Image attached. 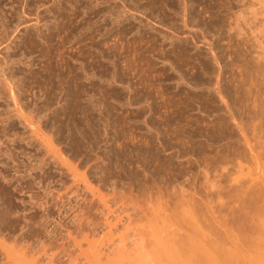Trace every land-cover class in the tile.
<instances>
[{
  "label": "rangeland",
  "instance_id": "1",
  "mask_svg": "<svg viewBox=\"0 0 264 264\" xmlns=\"http://www.w3.org/2000/svg\"><path fill=\"white\" fill-rule=\"evenodd\" d=\"M40 1L42 3H44V2L45 3L41 4ZM52 1L53 0H43V1L42 0H0V39L2 38L1 40H3V38L8 37L7 38L8 40H6L7 42L4 41V42H2V44H0V63L3 65L4 64L3 61L5 62V60H7L8 57L10 56L9 60H7L8 61L7 65L11 67L13 72H15V76L18 74L17 75L18 77L16 76L17 78H15V80H14L16 82V84L14 83V84L9 85V84H6L5 82H4V85L0 84V92H1V94H0V115L6 116V117L7 116L11 117L10 122L8 121L4 125V131L9 132V134H10V133L14 132V129H15V132H17V131H18V133L25 132L26 134H28V133H30V130L26 125L29 124L30 121L27 120L23 124H22V120L19 119V121H17L18 118L16 117V114H18V113H16V112H18V111L25 112L24 110H26L27 113L26 112L25 113L29 114L28 118H29V120L32 119L31 121H34L33 117H36L39 115V117L42 118L40 123L37 124L35 122L36 125L34 123L35 126H38V130H37V133L39 134L38 137H41L42 140L46 141L47 145L45 143L44 144L46 146L50 147L49 148V151L51 150L49 152V153H51L50 155H52V154H53V156L55 155L56 157L55 156L54 157L58 158V160L60 161V162L58 161L59 164H55V163H57V161L55 163L54 162L51 163V161H50L49 164L45 165L44 170L47 173H44L42 177H41L42 172L40 171V172H36L35 175H34V173H32L33 177L31 176L30 178L26 177L24 179H20L21 185L23 187H25L27 184L29 185V183H30V185H31L30 189H32L31 191L39 199L42 198V201L44 199H46L43 201V202L47 203L45 206H43V209L47 206L46 209H48V210L44 211L46 213V215H44L45 213L43 212V209L41 207H40L41 208L40 209L37 206H33L32 201H29L26 195H21L18 191H17L18 194L16 193V189L14 188V186H16L17 184H20V181H18V178L16 180L17 176H14L15 179H13L14 181H12L11 182L12 184H10V185L9 184L7 185L6 182L4 180H1V178H0V183L2 184V186L3 185H5L6 187L10 186L9 189L13 193L12 201L14 203L13 202L12 203L14 205V209H12V211H10L11 213H9V211H8V216H6V218H9L10 220H15V221H11V222H13V223L16 222L15 225L17 224L16 226L18 228V230H16V228H13V227L11 229V227L9 225H12V223L8 224L9 222H5V224L7 223L5 225V227L3 225V227L5 229L3 227H1V229H0L2 231V232L0 231V239H1L0 240V247L2 246V244H3V246H5L7 244L6 246H8V248L12 249V246H14V247L16 246V248L18 249L21 247V245H23V243L16 244L15 239L14 240H12V239L14 236H16V232H18V234H19L21 231L22 232L24 231L26 236H27V234H29V232L26 233L28 226H25L24 229H22L21 231L19 230V228L24 226V223L26 222L21 217L23 215L28 216L34 212L35 217H34V220L31 221L32 224L30 225L31 226L30 231L34 230L33 233L36 234V235H34L35 240H37L36 242L43 240V243L45 244L46 249L47 250L51 249L50 251L46 250L48 253L46 252L45 254L42 253L43 251H40L38 253V255L36 254L37 256H39V258L36 255H33L34 253L32 252L33 254L29 255L28 257L30 258V256H33V260H35V261H37L36 259L38 258V263L34 262V264L35 263L36 264H40V263L41 264H47V263H49L50 259L53 260L56 264H85V261H82V260L84 259L83 256H85L84 252L89 247V242H95L96 243V246H98V248H99L101 262H107L108 261L107 259H109L113 255L110 250H112L113 247L115 248V246H117V245H119L120 249L122 247V249H124L126 251H131L132 249H135L134 247H132L133 246L132 241L135 239V237L132 234L136 230V228H135L136 226H137V228L144 227V229H145L146 226H144V224H147V227H148V226H150L148 224H150L152 222L151 224H153V225L155 224V225L154 226L151 225L150 227H148V229L150 230L151 227H152V229H157V230H150V231H156L157 232L156 234L158 235L160 233L159 230L163 228L164 230L163 229L161 230V232H162L161 235H163V236L165 235L164 234L165 232L163 233V231H165V228H166L165 225L167 226V229H170V230L173 228L174 229L176 228V223H175L176 220H173L174 219V216H173V212H174L173 209L174 208L171 209L172 207H171L170 203L172 204V202L168 203V201L173 200V196H175V195H173L172 198H169V197H167L166 193H175L176 194L179 191V189L183 188V186L184 187L186 186V189H189L187 186V182L190 179H189L188 174L187 175H184V174L189 173L187 171V169L189 167H191V165L193 167H191L189 169H191L192 172L197 171L196 166L199 163L197 160H201V162L204 163V158L206 157V159H205V163H206L207 159L210 158V156H212L211 159L214 158V159H212L214 161V163L217 160L218 165H215L216 167L218 166L217 170H220L219 166L223 165V161H224L223 158L228 153V146L230 144L228 142L229 140H230V142L232 141L231 144H233V143L235 144L237 141L238 143H236L235 146L237 147V149H239L241 147L238 151L239 152H241L242 150L244 151L243 146L240 142V137H239L240 135H238L239 132L237 130L238 129L237 127H239V126L238 125L235 126V124L240 123V125L243 126L245 123V125H246L248 123L247 117L249 116L248 115L249 113L247 112V108L243 102V98L241 96V93L239 92L240 86L238 84H235L236 83L235 81H238L237 79H240L237 83L240 82L241 85H246L248 83V81L252 78L251 77L252 72L256 73L255 70H257V67H255L253 65L252 66L251 65L250 66L245 65V61L249 60V61L253 62L251 60V54H252L251 52H252L253 46L256 48L257 42H256L254 37H250V39H249V36H251L252 34H250L247 31L238 32L237 35H239V33H240L241 37H238L236 39L237 36H235V34H236L235 31L234 32L231 31L232 34L234 33L233 35L231 34V32H228V31H227V33H229V35L228 34L225 35L226 34L225 27L226 26H224V28L221 27L222 25H221V23H219V21H216V23H212V22L210 23L209 22V20L214 22L216 19H219L220 15H222L223 11H225L228 7L232 8L229 11H232L233 8L235 10L237 8V4H236V1H234V0H232V1L231 0H212V1L211 0H204V1L203 0L202 1L201 0H195L194 2H197L196 4L193 2V0H192V3H191V1L186 0L187 2L189 1L188 4L190 3V5H188V6H191V12H192L191 15L193 16L192 18L194 19V22H192L193 27L192 26L187 27L190 29L189 30L190 38L187 35L188 30H186L184 34H179V35H181V38L182 37L185 38V40H186L185 45H184V43L183 44L181 43L182 45L178 44L177 42L172 43L170 41V39H168V37H166L168 34L169 35L171 34L170 31L173 30V28H175V26H177L178 24H179L178 26L181 25L179 20L176 18V17H178L176 14V12H178V11L176 9H173V8H178L177 6L175 7V4H178V3L180 4L182 0H174V1L169 0V2H168V0H165L164 2H162L163 0L162 1L161 0H133V1L132 0H127V1L126 0H116V1L115 0H113V1L112 0H57V1L54 0L53 2ZM131 1L133 2V4ZM170 1H171V3H170ZM172 1H173V3H172ZM213 1H215L216 3ZM227 1H229V3H226ZM245 1H247V0H245ZM21 2L22 3L24 2V3L22 4ZM26 2H28L30 4V6H28L29 4ZM119 2H122V3H119ZM207 2H210L211 5ZM221 3H223L227 7H224V9H222L223 5H221ZM231 3H234L236 5L231 4ZM39 4H41L42 6H40ZM46 4H47V6H46ZM89 4H91V5H89ZM198 4H199V6H197ZM49 5H51V6H49ZM135 5H136V7L133 8V6H135ZM201 5L203 6V8L201 7ZM213 5H214V7L211 8V6H213ZM20 6H22V7H20ZM23 6H25V7L27 6L26 9H24L25 7H23ZM207 6H209V7L207 8ZM47 7H48V9H47ZM126 7H128V9L129 8L130 9L128 10ZM220 7H222V8H220ZM83 8H85L86 10L85 9L83 10ZM169 8H171V9H169ZM192 8L195 10V12ZM209 8L213 9V10H211V12H210ZM199 9L200 10L204 9V10L202 12V10L200 11ZM118 10L120 12H118ZM38 11H39V13H36ZM207 11H209L211 14ZM219 11H220V13L221 12L222 13L221 14L217 13ZM20 12H21V14H20ZM23 12H25V13H23ZM116 12H118V13H116ZM135 12H137V13H135ZM215 12L217 14H215ZM51 13H52V15H51ZM194 13H196V15H198V14L199 15L196 16ZM205 13H207L208 17L206 16ZM23 14H25V15H23ZM38 14H39L38 20L40 21V19H41V21L38 23L37 26H41V29H42L40 36L36 32L37 31L35 29L36 26L32 27L35 25L34 17ZM55 14H56V16H55ZM141 14L143 16H146V17L149 16V17L148 18L142 17ZM204 14L206 17L204 16ZM218 14H219V16H217ZM167 15H168L169 19H168ZM173 15H174V18H173ZM200 15H202V17L204 19ZM72 16H73V18H72ZM164 17L165 18L167 17V19H164ZM171 17L173 19V20L172 19L171 20L172 21L176 20L175 22H177L178 24L171 22V20H170ZM195 17L197 18V20L195 19ZM28 19H32L31 22L28 21ZM89 19H91V20H89ZM117 19H118V21H116ZM138 19H140V20H138ZM161 19L164 21L168 20L169 22L168 21L162 22ZM135 20H137V21L135 22ZM201 20L205 21L204 22L205 24L204 23L202 24ZM71 22H73V23H71ZM163 23H164L165 27L163 26ZM165 23H166V25H165ZM168 23H173L174 27H172V29L168 30L166 27L169 25ZM43 24L45 27L42 26ZM208 24H209V26H208ZM211 24H213V25H211ZM15 25H16V27H15ZM210 26H211V29H210L211 31L208 30L210 28ZM214 26L216 28H214ZM149 27H150V29H149ZM194 27H195V30H194ZM201 27L203 29H201ZM206 27L207 28L209 27V28L207 29ZM12 28H13V30H12ZM24 28H26L27 30ZM141 28H142V30H141ZM179 28L182 29L181 27H179ZM32 29H35L36 31L32 30ZM213 29L216 30V32H218V31L222 32L223 31L222 33L221 32L220 33L224 36H221L220 33L216 34V32H214ZM128 30H130L132 32H130ZM33 31H34V33H33L34 35H30V33L32 34ZM207 31H208V34L210 33L209 34L210 37H208ZM193 33H195L196 35ZM223 33H225V34H223ZM36 34L38 35L37 37H36ZM149 34H150V36H149ZM41 35H42V37H41ZM211 35H214L215 38H212L213 36H211ZM244 35H246V37L247 36L248 37L246 38ZM32 36L34 39H32L33 41H30L28 38H31ZM73 36H75V38ZM114 36H116V37L114 38ZM193 36H195V37H193ZM110 37H113V38H110ZM207 37L209 39H207ZM222 37H224L223 38L224 41H226L229 37L230 44L231 43H232V45L235 44V46L233 45V47L231 49L230 48L231 45L230 44L228 45V43H229L228 40H227V44H226V42L222 43L223 42ZM225 37H227V38H225ZM243 37L246 38V42H245V40H243ZM191 38L193 40H191ZM210 38H212L213 40ZM230 38L232 40H233V38H235L236 40L232 41ZM251 38H254L255 42L252 41ZM88 39H91V40H88ZM206 39L210 40L211 42L213 41L212 42L213 48L215 49L214 52L216 53V55L219 53L221 56L220 57L219 54L217 55L220 57V58H218V64L217 65H216L215 61L211 60L212 58H210L211 55H210L209 50H208L209 45H207ZM109 40H110V42H109ZM118 40H120V41H118ZM125 40L127 42L128 41L129 42L127 43ZM138 40H140V41H138ZM199 40H201V41H199ZM250 40L254 44L255 43L256 44L253 45L252 42H250ZM27 41L28 42L30 41V42L28 43ZM113 41H116V42H113ZM189 41H191V42H189ZM204 41H206V42H204ZM215 41H217L218 44H216ZM219 42L223 45H220ZM237 42L241 43L242 46L243 45L247 46V48L245 49L243 47V49H241L242 46L239 45ZM0 43H1V41H0ZM31 43H33V44H31ZM169 43H171V44H169ZM175 43L178 44L177 48L175 46L176 45ZM9 44L11 47L9 52H8L9 56L7 57V59L6 58L4 59L3 55H5V52H2V51H3V48L5 47V45H9ZM131 44H133V45H131ZM173 44H174V46H173ZM186 44L188 45L187 47H186ZM237 44L239 45V47ZM249 45L251 46L252 49L249 48L250 47ZM108 46H109V48H108ZM155 46H156V48H155ZM92 47H94V48H92ZM95 47H96V49H95ZM114 47H116V48H114ZM141 47H142V49H141ZM97 48H99L98 51H97ZM183 48L185 51L183 50ZM188 48H190V51H188ZM227 48H229L231 50L226 51ZM248 48L250 51H248ZM158 49L160 51H158ZM176 49L179 50V52H181V54L177 53L178 51H176ZM186 49H187V51H186ZM234 49L237 51H232ZM244 49L247 50L248 52L244 51ZM26 50H27V52H26ZM100 50H101V52H100ZM221 50H222L223 54L221 53ZM223 50L225 51L226 54L224 53ZM240 50H242V51H240ZM166 51H167V53H166ZM216 51H219V52H216ZM228 51H230L231 53H234L233 54L234 56ZM239 51L241 53L240 55H239ZM243 51H244V53H242ZM168 52L170 55L168 54ZM182 52H183V55H182ZM185 52L186 53L188 52V53L186 54ZM196 52H198L197 53L198 55L196 54ZM235 52H238V53L235 55ZM249 52H250V55H249ZM107 53H109V54H107ZM175 53H177V54H175ZM190 53H191V55H190ZM228 53H230V55ZM95 55H97V57ZM127 55H128V57H127ZM162 55H163V57L165 56V58H167L169 61H165V59L162 57ZM166 55H168V56L166 57ZM172 55H174V56H172ZM224 55H225V58H223ZM181 56L183 57V59ZM198 56H200V57H198ZM93 57H95V58H93ZM140 57H142V58H140ZM180 57H181V59H179ZM185 57H187V58L184 59ZM188 57H189V59H188ZM231 57H232L233 63L235 61L236 62L239 61V63L242 61L244 63V65L241 66V64H240L239 66L238 65L235 66V64H238V63H234V64L230 63ZM233 57H235V58H233ZM12 58H13V60H11ZM91 58H93L94 60ZM172 59H173V61H172ZM177 59H179V60H177ZM195 59L196 60L198 59L197 62L199 64L196 62ZM233 59H235V61ZM112 60H114V61H112ZM221 60L223 62H221ZM128 62L133 63V65H132V63H130L132 65V68ZM211 62H212V64H211ZM224 62H225V64H224ZM228 62H229V64H228ZM121 66H123V67H121ZM133 66H134V69H133ZM204 66L206 67V70L204 69L205 68ZM253 67H255V68H253ZM83 68H84V70H83ZM207 68H209V69H207ZM249 68L250 69L253 68L254 70L252 69L249 71ZM141 69H143V71H141ZM176 69H177V71H176ZM216 69L219 70L218 71L219 74L216 73L217 75H214L215 73H213V72H217ZM223 69H225L226 71ZM87 70H89V71H87ZM207 70H209L210 73L213 71L212 72L213 74L212 73L210 74L209 71L207 72ZM235 70H239L238 72L240 73V76H239V73H237V71H235ZM139 71H141V72H139ZM178 71L182 74H180ZM222 71H223V73H222ZM119 72L120 73L122 72V73L120 74ZM187 72L190 74H188ZM144 73L147 75L145 76ZM241 73L242 74L244 73L243 75H245L244 76L245 79H244V77H242ZM126 74H127V76H126ZM220 74H221V76H220ZM236 74H238L237 76L241 77V78H238L236 76ZM179 75L180 76L182 75V76L178 77ZM213 75L216 76L217 80L215 79V77L214 78L212 77ZM234 75H235V77H231ZM254 75H252V76H254ZM109 77H111V78H109ZM127 77H128V79H127ZM191 77H192V79H191ZM221 77H223V78L220 79ZM194 78H196V79H194ZM197 78H198V80H197ZM232 78L233 79L236 78L235 81L231 80ZM124 79L125 80L127 79L126 82ZM177 79L179 81H177ZM183 79H185V80H183ZM193 79L195 80V82H193V84L195 86L193 84H190V83H192V81H194ZM72 80H74V81H72ZM189 80H190V82H189ZM196 80L198 82L200 81L199 85H197L198 83L196 84V82H197ZM115 81L118 83H116ZM127 81L129 82V85H127L128 84ZM217 81H218V83H217ZM208 82H211V83H209L210 86L213 84L215 85V83H217V84H219L220 82H222V83L225 82V83H223L224 85L221 83H220L221 85H219V86L215 85L214 89H212L213 86H211L209 88V84H206ZM181 83H182V85H181ZM231 83H234L233 84L234 86H237V87L239 86V88H235ZM151 85H153V86L151 87ZM9 86H10V88L13 87L12 90L14 91V95L15 96L18 95V96H16L17 98L14 96L16 98L15 101L18 99L16 104L20 101L17 105L13 104L14 102L11 99L12 95L10 97ZM220 86L223 88L226 87L225 88L226 90L225 91L220 90V88H219ZM75 87H77V88H75ZM124 87H125V89H124ZM215 88H216V90L219 89L220 93L223 92V93H221L222 98L220 97V95L218 93H215L216 91L214 93L212 92L215 90ZM19 89L21 92L19 91ZM235 89H238V90H235ZM148 91H150V92H148ZM204 91H206V92H204ZM236 91H238V92H236ZM75 92H76V94H75ZM207 92L209 94H207ZM210 93H212V95ZM130 94H132V95H130ZM192 94L194 95V97L192 96ZM122 95L125 98H123ZM197 95H199V96H197ZM218 95H219V97H217ZM195 97H197V99ZM178 99H180V100H178ZM184 99H186V100H184ZM119 100H120V102H119ZM127 100H128V102H127ZM142 102H143V104H142ZM225 104L226 105L228 104L230 106V108L232 109V110H230V112H229V109L227 107L228 105L226 106ZM164 105H166L167 107L166 106L163 107ZM220 105H222V106L219 108ZM238 105H240V108H238L239 107ZM225 106L227 107V109H223V108H225ZM21 107L23 108V110L21 109ZM17 109H19V110H17ZM244 109L246 110L247 114H245ZM202 111H204V112H202ZM32 112H33V116L31 114ZM206 112H207V114H206ZM226 113H228V114H226ZM231 114H233L232 118L230 117ZM244 114L247 116L246 117L247 120L241 121L242 118L245 119ZM181 115H183V117ZM192 115L194 117H192ZM241 115H243V116H241ZM30 116H32V118H30ZM235 116L237 117L236 119L234 118ZM239 116H241L242 118ZM196 119H199V120H196ZM215 120H217V121H215ZM236 120H238V122H236ZM144 122L147 124H145ZM241 122H243V123H241ZM230 123H231V126H230ZM232 125H234V126H232ZM35 129H37V127H35ZM145 129L148 130L149 132L146 131ZM27 131H28V133H27ZM161 132H162V134H161ZM4 137H7V136H4ZM4 137H2V138H4ZM179 139H180V141H179ZM233 139L236 141H233ZM77 140H80V141L82 140L81 142L84 143L85 145L84 144L82 146L76 145ZM226 141H227V143H226ZM17 143H15V144L21 145V147H16V145H12L13 146L12 148L15 147L16 153L17 152L19 153V154L18 153L17 154H18L19 158H21V159H22V157H21L22 155L20 154V151L23 148L26 149L27 152L28 151H31L32 153L36 152V154H38L37 152H39V151L42 153L44 152V149H41V150L39 149V151L38 150L36 151V147H37L36 145L26 146L24 142L23 143L17 142ZM36 143H38V140L34 141V144H36ZM180 145H181V147H180ZM210 145L212 147H210ZM89 146H90V149H89ZM165 146H166V148H165ZM238 146H239V148H238ZM82 147H83V149H82ZM162 147H164V148H162ZM223 147H225V148L223 149ZM41 148H42V146H41ZM46 148H48V147H46ZM215 148H217V150ZM184 149L186 150V152ZM209 150H212L214 154ZM210 152L212 153V155ZM215 152L217 153V155ZM49 153H47V154H49ZM153 154L156 156L155 158H154ZM205 155H207V156H205ZM208 155H210V156H208ZM213 156H215V157H213ZM174 157H176V158H174ZM220 158H222V163H220V161H221ZM0 159L3 160L4 157L2 156ZM211 159H208V160H211ZM226 159H227V157L225 158V160ZM24 160L26 161L25 158H24ZM195 162L197 164H195ZM178 169H179V171H178ZM183 169H185V172L186 171L187 172L185 173ZM174 171H176L177 173ZM73 172L75 175L72 174ZM9 173L11 175L13 174L10 169H6L5 174H9ZM217 173L220 174L219 171ZM217 173H215L217 175V179L219 178L223 182L224 177L222 176V178H221V176H219ZM46 174H47V176H46ZM71 174L73 176H71ZM77 174H78V177H77ZM174 174L176 177L174 176ZM74 176H76L77 179L76 178L74 179L73 178ZM31 178H32V180H33V178H35V179L37 178L36 181L39 180L40 183L38 185H36V181L30 180ZM178 179H180L181 182ZM171 185L172 186L174 185V186L172 187ZM188 185H190L189 187H192V182L188 183ZM157 187H159L161 190L163 189L162 193H161V190ZM176 187H178V188H176ZM165 189H166V191L167 190L168 191L166 192ZM151 190L153 192L154 191L156 192V190L157 191L159 190L160 193L159 192L158 193L162 194L161 195L162 199H158V200H160L159 203H162V204L165 203L166 208L164 206L161 207V204H159L158 200H156L157 202L156 201L155 202L158 204L159 208L158 207H157L158 209L156 208V204L155 205L153 204V206L156 208L155 209L156 212H158L159 210L160 211L157 214L153 210L154 211V215H153L154 217L151 215V214H153V213H151L152 211L150 212L151 214L148 212V214H149V216H151V218L148 216V214L146 216L149 217L148 220H150V221L152 220L151 222L148 221L149 222L148 223L147 217H144L145 215L143 216V214H142L143 212H141V209L136 208V207H135L136 209L133 208L135 206V205H133L134 203H130L127 200V197L131 198L132 196H134L135 197L134 199H136L135 201H137V200L141 201L142 199H140V198H143L142 195L145 196V195L149 194V192H152ZM163 191H165V193ZM14 192H15V194H14ZM190 192H191V190H190ZM140 193H141V195H140ZM143 193H145V194H143ZM128 194L130 196L131 195L132 196L129 197ZM179 194H180V192H178V195ZM195 196L198 197L197 195H195ZM163 197H165V199ZM119 198L121 199V202H119V200H118ZM104 202H105V204H107V206L104 204ZM0 203H1V200H0ZM5 203L6 202H4V204H2L0 206L1 212L3 211L2 209L4 206L6 208L7 203L6 204ZM168 205L171 207L170 209H169ZM172 206H173V204H172ZM34 207H36V208H34ZM108 207L110 208V210L112 212H110V210L108 211V209H109ZM125 208H127V211ZM132 209H134V210H132ZM20 210H21V212H20ZM22 210H23V213H22ZM27 211H28V213H26ZM224 212L225 211H222V213H220V215L223 216L225 219H227L226 218L227 215H225ZM113 213H114V215H113ZM156 214H157V216H156L157 218H155ZM11 215H12V218H11ZM41 215H42V217H41ZM158 215H159V217H158ZM100 217H102V218L105 217V219L108 217L106 220V223L101 224L105 220H104V218H103V220H100V219H102ZM145 218H146V221H145ZM9 219H8V221H10ZM137 219L139 221H137ZM171 219L173 220L174 223L171 222L172 221ZM158 220L161 222H158ZM219 220H221V219H219ZM96 221H97V223H96L97 225L95 226L94 222H96ZM37 222H38V224H37ZM217 222H220V221H217ZM217 222H216L215 226H216L217 230L219 229L218 230L219 232H220V230L224 232L225 230L227 231V230H229V228H231L230 224L226 225L224 223L225 226L223 227L222 226L223 224L221 223L223 221H221L220 224ZM159 223H163L164 225L159 224ZM20 225H22V226H20ZM107 225H109V226H107ZM157 225H158V227H157ZM161 226H163V227H161ZM6 227H7V229H6ZM92 227H94V228L96 227V231H94L95 229L89 230V228H92ZM8 228H9V230H8ZM2 229H4V230H2ZM148 229H146L147 232H150V231H148ZM12 230H14V231H12ZM132 230H133V232H132ZM229 234H230V232H228V235ZM4 239H6V240H4ZM10 241L11 242L14 241V242L11 243ZM17 243H19V242H17ZM237 243L240 244V242H238V241H237ZM11 244H12V246H10ZM228 245H230V244H228ZM24 247L22 248V250L24 249ZM25 249H26V247H25ZM23 251H21V252H23ZM1 253L3 254L2 250H0V258H2V256H3ZM50 253H52L51 256H49ZM49 257H50V259H49Z\"/></svg>",
  "mask_w": 264,
  "mask_h": 264
},
{
  "label": "bare ground",
  "instance_id": "2",
  "mask_svg": "<svg viewBox=\"0 0 264 264\" xmlns=\"http://www.w3.org/2000/svg\"><path fill=\"white\" fill-rule=\"evenodd\" d=\"M43 1V0H42ZM54 1V0H53ZM52 1V2H53ZM57 1V0H56ZM113 1V0H112ZM116 1V0H115ZM127 1V0H126ZM133 1V0H132ZM131 1V2H132ZM162 1V0H161ZM165 0H163L162 2H164ZM174 1V0H173ZM173 1H172V3H173ZM189 1H191V3H192V0H189ZM188 1V2H189ZM195 0H193V2H194ZM202 1V0H201ZM204 1V0H203ZM212 1V0H211ZM210 1V2H211ZM232 1V0H231ZM234 1H236V4H237V8L234 10V8H233V10L232 11H229V10H231L232 8L231 7H228L225 11H223V14L222 15H220V18L219 19H214L215 21L213 22V21H210L209 20V22L211 23H216V21H219V23H221V27H223L224 28V26H226L225 27V30H226V34L225 33H223V34H225V35H229V33H227V31L228 32H234L235 31V36H237L236 37V39L238 38V37H241L240 36V33H239V35H237V33L238 32H245V31H247V32H249L250 34H252L251 36H249V39H250V37H254L255 38V40H256V42H257V46H256V48L253 46L252 48L254 49H252L251 48V46L249 47L250 49H252V54H251V60L253 61V62H251V61H245V65H253V66H255V67H257V70H255L256 71V73H254V72H252V75H254V76H252L251 75V79L248 81V83L246 84V85H241V83L239 82V83H237L240 79H237L238 81H235V79H231V80H233V81H235L236 83L235 84H238L239 86H240V88H239V86L237 87V86H234L233 84L234 83H231L235 88H239L240 89V93H241V96H242V98H243V102H244V104H245V106H246V108H247V112L249 113L248 115V117L245 115V114H247L246 113V108L244 109L245 110V116H244V118L245 119H243L241 116H243V115H241V116H239V117H241L242 118V120L241 121H243V120H247L246 119V117L248 118V123L245 125V123H244V125L242 126V125H240V123H234L235 124V126L236 125H238L239 127H237L238 129V135H240L239 137H240V142H241V144H242V146H243V149H244V151L242 150L241 152H239L238 150L241 148H239V146H238V148L239 149H237V147L235 146V144L236 143H238L236 140H234L233 139V141H236V143L234 144H231L232 143V141L230 142V140L228 141L230 144H229V146H228V153H227V155H225V157L223 158L224 159V161H223V165H221V166H219L220 168V170H217L218 169V166L216 167L215 165H218L217 164V160H216V164L214 163V161L212 160V159H214V158H212L211 159V157L212 156H210V155H208V156H210V158H208V159H211V160H208L207 159V162L205 163V159H206V157L204 158L203 156V158H204V163H202L201 162V160H195L196 162H195V164H197V171H195V172H192V170L191 169H189V168H191V167H193L192 165H191V167H189L188 169H187V171L189 172V173H186L185 172V169H183L184 170V172L186 173V174H184L183 172V174L184 175H187L188 174V176H189V179L191 180H189L188 182H187V186H188V188L189 189H186V186L184 187L183 186V188H181V189H179V191L178 192H180V194L178 195V192L175 194V193H166V195H167V197H169V198H172V196L173 195H175V196H173V200L172 201H168V203L169 202H172V204H173V206H172V204L170 203V205H171V207L168 205V207H169V209L171 208V209H173L174 210V212H173V216H174V219L173 220H176V228L174 229L173 227V229H167V226L165 225V231H163V233L165 234L164 236L163 235H161V230L163 229H160L159 230V234L161 235H157L156 233V231H150V230H157V229H152V227L150 228V230L148 229V227H150L151 225H153V224H151L152 222V220L150 221V220H148V218L150 217L151 218V216H149V214H148V212L150 213L151 211V213H153V214H151L152 216L154 215V211H155V213H159V211L158 212H156V208L158 207L159 208V206H158V204L156 203L157 201L156 200H158V199H162V197H161V195L162 194H159L160 192H159V190L157 191L156 190V192L154 191H152V192H149V194H147V195H145V196H143L142 195V197L143 198H140V199H142L141 201H139V200H137V201H135L136 199H134L135 197L134 196H130L129 194V197H131V198H128L127 197V200L130 202V203H134L133 205H135L133 208H139V209H141V212H143L142 214H143V216L144 217H147V222L149 221V222H151L150 224H148V225H150V226H148L147 227V224H144V226H146L145 227V229H144V227H140V228H137V226L135 227L136 228V230L134 231V233L132 234L134 237H135V239L132 241V244H133V246L132 247H134L135 249H130L131 251H126V250H124V249H122V247H121V249H120V247H119V245H117V246H115V248L113 247L112 248V250H110L111 252H112V256L109 258V259H107L108 261L107 262H101V260H100V252H99V248H98V246H96V243L95 242H89V247L87 248V250L84 252V255L85 256H83L84 257V259L82 260V261H85V264H264V0H247V1H245V0H234ZM31 2V1H30ZM41 2V1H40ZM76 2V1H75ZM130 2V1H129ZM168 2H169V0H168ZM177 2V1H176ZM188 2L186 1V0H182L181 1V3L179 4H175V7L177 6L178 8H173V9H176L178 12H176V14H177V16L178 17H176L178 20H179V22H180V26H178L179 24L177 23V22H175V21H172L173 19H172V17L170 18V20H171V22H174V23H177L176 25L177 26H175V28H173V30H171L170 32H171V34L169 35H167L166 37H168V39H170V41L173 43V42H177L178 44H183L184 43V45H185V42H186V40H185V38H181V35H179V34H184L185 33V31L186 30H188L187 32V35H188V37L190 38V36H189V28H187V27H190V26H192L193 27V24H192V22H194V19L192 18L193 16L191 15L192 14V12H191V6H188V5H190V3L188 4ZM210 2H207V3H209L210 5H211V3ZM213 2H215V1H213ZM22 3V2H21ZM24 3V2H23ZM22 3V4H23ZM26 3H28V2H26ZM34 3V2H33ZM45 3V2H44ZM44 3H42L41 2V4H44ZM69 3V2H68ZM74 3V2H73ZM119 3H122V2H119ZM138 3V2H137ZM150 3V2H149ZM152 3V2H151ZM170 3H171V1H170ZM169 3V4H170ZM195 4L197 3V2H194ZM193 3V4H194ZM201 3V2H200ZM204 3V2H203ZM216 3V2H215ZM226 3H229V1H227ZM235 3V2H234ZM234 3H231V4H234ZM29 4V3H28ZM27 4V5H28ZM32 4V3H31ZM41 4H39L40 6H42ZM72 4V3H71ZM129 4V3H128ZM132 4H133V2H132ZM146 4V3H145ZM165 4V3H164ZM202 4V3H201ZM220 4V3H219ZM236 4H234V5H236ZM26 5V4H25ZM89 5H91V4H89ZM95 5V4H94ZM152 5V4H151ZM156 5V4H155ZM162 5V4H161ZM168 5V4H167ZM192 5V4H191ZM203 5V4H202ZM201 5V7L203 8V6ZM221 5H223V8L222 7H220V8H222V9H224V7H227L226 5H224L223 3H221ZM28 6H30V4L28 5ZM45 6V5H44ZM46 6H47V4H46ZM49 6H51V5H49ZM48 6V7H49ZM61 6V5H60ZM84 6V5H83ZM96 6V5H95ZM127 6V5H126ZM172 6V5H171ZM197 6H199V4L197 5ZM217 6V5H216ZM229 6V5H228ZM232 6V5H231ZM16 7V6H15ZM20 7H22V6H20ZM23 7H25V6H23ZM27 7V6H26ZM26 7L24 8V9H26ZM48 7H47V9H48ZM134 7H136V5L135 6H133V8ZM209 6H207V8H208ZM214 7V5L213 6H211V8H213ZM38 8V7H37ZM46 8V7H45ZM127 9H128V7H126ZM132 8V9H133ZM200 8V7H199ZM206 8V7H205ZM17 9V8H16ZM21 9V8H20ZM23 9V10H24ZM69 9V8H68ZM85 8H83V10H84ZM130 9V8H129ZM128 9V10H129ZM131 9V10H132ZM138 9V8H137ZM136 9V10H137ZM169 9H171V8H169ZM193 9V8H192ZM22 10V9H21ZM29 10V9H28ZM86 10V9H85ZM113 10V9H112ZM135 10V11H136ZM147 10V9H146ZM194 10V9H193ZM200 10V9H199ZM198 10V11H199ZM202 10V12H203V10L204 9H201ZM200 10V11H201ZM209 10H210V12H211V10H213V9H210L209 8ZM218 10V9H217ZM36 11V10H35ZM44 11V10H43ZM42 11V12H43ZM76 11V10H75ZM133 11V10H132ZM141 11V10H140ZM197 11V12H198ZM199 11V12H200ZM113 12V11H112ZM118 12H120L119 10H118ZM118 12H116V13H118ZM122 12V11H121ZM127 12V11H126ZM139 12V11H138ZM194 12H195V10H194ZM198 12V13H199ZM207 12H209V11H207ZM209 12V13H210ZM23 13H25V12H23ZM27 13V12H26ZM30 13V12H29ZM36 13H39V11L38 12H36ZM35 13V14H36ZM83 13V12H82ZM130 13V12H129ZM135 13H137V12H135ZM155 13V12H154ZM162 13V12H161ZM208 13V14H209ZM214 13V12H213ZM212 13V14H213ZM217 13H220V11L219 12H217ZM216 12H215V14H217ZM222 13V12H221ZM220 13V14H221ZM20 14H21V12H20ZM33 14V13H32ZM121 14V13H120ZM153 14V13H152ZM157 14V13H156ZM166 14V13H165ZM175 14V15H176ZM195 15H196V13H194ZM206 14V16H207V13H205ZM205 14H204V16H205ZM211 14V13H210ZM18 15V14H17ZM23 15H25V14H23ZM41 15V14H40ZM51 15H52V13H51ZM58 15V14H57ZM69 15V14H68ZM142 15V14H141ZM155 15V14H154ZM163 15V14H162ZM199 15V14H198ZM198 15H196V16H198ZM203 15V14H202ZM202 15H200L201 17H202ZM29 16V15H28ZM27 16V17H28ZM34 16V15H33ZM54 16V15H53ZM55 16H56V14H55ZM71 16V15H70ZM113 16V15H112ZM133 16V15H132ZM199 16V17H200ZM205 16V17H206ZM213 16V15H212ZM217 16H219V14L217 15ZM216 16V17H217ZM38 17H39V14L38 15H36L35 17H34V20H35V25L34 26H32V27H35V29L37 30H35V29H32V30H35L36 32H37V34L40 36V34H41V31H42V29H41V26H37L38 25V23L41 21V19H40V21L38 20ZM75 17V16H74ZM142 17H146V16H143L142 15ZM149 17V16H148ZM148 17H146V18H148ZM157 17V16H156ZM167 17H168V15H167ZM167 17L165 18L164 17V19H167ZM198 17V18H199ZM208 17V16H207ZM25 18V17H24ZM72 18H73V16H72ZM131 18V17H130ZM139 18V17H138ZM173 18H174V15H173ZM203 18V17H202ZM214 18V17H213ZM212 18V19H213ZM4 19V18H3ZM19 19V18H18ZM52 19V18H51ZM67 19V18H66ZM71 19V18H70ZM94 19V18H93ZM100 19V18H99ZM168 19H169V17H168ZM195 19L197 20V18L195 17ZM200 19V18H199ZM204 19V18H203ZM206 19V18H205ZM210 19V18H209ZM20 20V19H19ZM27 20V19H26ZM31 20L32 19H28V21H30L31 22ZM89 20H91V19H89ZM138 20H140V19H138ZM142 20V19H141ZM149 20V19H148ZM162 20V19H161ZM160 20V21H161ZM177 20V21H178ZM81 21V20H80ZM116 21H118V19L116 20ZM115 21V22H116ZM137 20H135V22H136ZM153 21V20H152ZM164 20H162V22H163ZM166 22L168 21V20H165ZM164 21V22H165ZM200 21V20H199ZM202 21V20H201ZM4 22V21H3ZM27 22V21H26ZM69 22V21H68ZM140 22V21H139ZM169 22V21H168ZM205 21H202V24L204 23ZM71 23H73V22H71ZM142 23V22H141ZM152 23V22H151ZM155 23V22H154ZM160 23V22H159ZM218 23V22H217ZM75 24V23H74ZM114 24V23H113ZM158 24V23H157ZM156 24V25H157ZM169 25L168 26H166L167 27V29L169 30V29H172V27H174V24L173 23H168ZM205 24V23H204ZM19 25V24H18ZM46 25V24H45ZM83 25V24H82ZM92 25V24H91ZM103 25V24H102ZM132 25V24H131ZM154 25V24H153ZM159 25V24H158ZM165 25H166V23H165ZM211 25H213V24H211ZM216 25V24H215ZM5 26V25H4ZM42 26H44V24L42 25ZM76 26V25H75ZM84 26V25H83ZM139 26V25H138ZM163 26H164V23H163ZM208 26H209V24H208ZM217 26V25H216ZM15 27H16V25H15ZM18 27V26H17ZM45 27V26H44ZM81 27V26H80ZM87 27V26H86ZM135 27V26H134ZM144 27V26H143ZM162 27V26H161ZM165 27V26H164ZM179 27H181L182 29H180ZM219 27V26H218ZM220 27V28H221ZM9 28V27H8ZM43 28V27H42ZM47 28V27H46ZM207 28V27H206ZM205 28V29H206ZM209 28V27H208ZM207 28V29H208ZM214 28H216L215 26H214ZM24 29H26V28H24ZM23 29V30H24ZM92 29V28H91ZM102 29V28H101ZM105 29V28H104ZM115 29V28H114ZM117 29V28H116ZM149 29H150V27H149ZM201 29H203L202 27H201ZM204 29V30H205ZM211 29V26H210V28L208 29V30H210ZM12 30H13V28H12ZM27 30V29H26ZM75 30V29H74ZM85 30V29H84ZM123 30V29H122ZM141 30H142V28H141ZM156 30V29H155ZM163 30V29H162ZM194 30H195V27H194ZM198 30V29H197ZM196 30V31H197ZM224 30V29H223ZM4 31V30H3ZM77 31V30H76ZM83 31V30H82ZM115 31V30H114ZM119 31V30H118ZM128 31H130V30H128ZM211 31V30H210ZM209 31V32H210ZM213 31L214 32H216V30H214L213 29ZM45 32V31H44ZM78 32V31H77ZM130 32H132V31H130ZM164 32V31H163ZM169 32V33H170ZM194 32V31H193ZM221 31H218V32H216V34H218V33H220ZM223 32V31H222ZM221 32V33H222ZM225 32V31H224ZM232 32H231V34H232ZM34 33V31L32 32V34L30 33V35H34L33 34ZM81 33V32H80ZM96 33V32H95ZM153 33V32H152ZM192 33V32H191ZM206 33V32H205ZM220 33V34H221ZM6 34V33H5ZM12 34V33H11ZM36 34V37L38 36ZM85 34V33H84ZM112 34V33H111ZM116 34V33H115ZM125 34V33H124ZM193 34H195V33H193ZM207 34H208V31H207ZM210 34V33H209ZM209 34H208V37H210L209 36ZM215 34V33H214ZM234 34V33H233ZM232 34V35H233ZM50 35V34H49ZM74 35V34H73ZM78 35V34H77ZM179 35V36H178ZM196 35V34H195ZM3 36V35H2ZM5 36V35H4ZM96 36V35H95ZM124 36V35H123ZM149 36H150V34H149ZM154 36V35H153ZM184 36V35H183ZM203 36V35H202ZM211 36H213L212 38H215L214 37V35H211ZM221 36H224V35H222L221 34ZM220 36V37H221ZM245 37H246V35H244ZM7 37V36H6ZM29 37V36H28ZM41 37H42V35H41ZM74 38H75V36H73ZM116 36H114V38H115ZM139 37V36H138ZM165 37V36H164ZM193 37H195V36H193ZM192 37V38H193ZM207 37V39H209ZM217 37V36H216ZM219 37V36H218ZM231 37V36H230ZM243 37V40H245V42H246V38L248 37ZM8 38V37H7ZM7 38H3V40H1L0 39V41H1V43L0 44H2V42H4V41H6V40H8ZM20 38V37H19ZM39 38V37H38ZM84 38V37H83ZM92 38V37H91ZM110 38H113V37H110ZM191 38V40H193ZM212 38H210V39H212ZM224 37H222V39H223ZM225 38H227V37H225ZM232 38V37H231ZM230 38V39H231ZM245 38V39H244ZM254 38H251V40L252 41H254ZM30 41H33L32 39H34L33 38V36L31 37V38H28ZM108 39V38H107ZM147 39V38H146ZM151 39V38H150ZM153 39V38H152ZM166 39V38H165ZM187 39V38H186ZM204 39V38H203ZM206 39V40H207ZM235 38H233V40H236ZM43 40V39H42ZM81 40V39H80ZM84 40V39H83ZM88 40H91V39H88ZM103 40V39H102ZM105 40V39H104ZM156 40V39H155ZM190 40V39H189ZM197 40V39H196ZM213 40V39H212ZM215 40V39H214ZM217 40V39H216ZM228 42H229V37H228ZM227 40L226 41H224V39H223V42L222 43H225L226 42V44H227ZM232 40V39H231ZM230 40V41H231ZM232 40V41H233ZM250 40V42H252ZM11 41V40H10ZM19 41V40H18ZM25 41V40H24ZM29 41V42H30ZM118 41H120V40H118ZM126 41V40H125ZM138 41H140V40H138ZM148 41V40H147ZM169 41V40H168ZM167 41V42H168ZM169 41V42H170ZM199 41H201V40H199ZM218 41V40H217ZM217 41H215L216 42V44H218V42ZM7 42V41H6ZM28 42V41H27ZM28 42V43H29ZM78 42V41H77ZM81 42V41H80ZM91 42V41H90ZM96 42V41H95ZM109 42H110V40H109ZM113 42H116V41H113ZM112 42V43H113ZM124 42V41H123ZM127 42V41H126ZM129 42V41H128ZM127 42V43H128ZM133 42V41H132ZM145 42V41H144ZM143 42V43H144ZM189 42H191V41H189ZM196 42V41H195ZM194 42V43H195ZM203 42V41H202ZM201 42V43H202ZM204 42H206V41H204ZM213 42V41H212ZM210 40H207V45H209V48H208V50H209V53H210V55H211V57L210 58H212L211 60H214L215 61V63H216V65L218 64V58H220L221 56H220V54H219V56H217L216 55V53L214 52V48H213V43H212ZM255 42V41H254ZM27 43V44H28ZM188 43V42H187ZM238 43V42H237ZM31 44H33V43H31ZM97 44V43H96ZM99 44V43H98ZM147 44V43H146ZM155 44V43H154ZM168 44V43H167ZM169 44H171V43H169ZM176 44V43H175ZM178 44H176L175 46H176V48H177V46H178ZM181 44V45H182ZM219 44L220 45H223V44H221L220 42H219ZM230 44V42L228 43V45ZM239 45H241V43H238ZM237 44V45H238ZM251 44V43H250ZM252 44L253 45H255L253 42H252ZM16 45V44H15ZM76 45V44H75ZM85 45V44H84ZM110 45V44H109ZM119 45V44H118ZM131 45H133V44H131ZM138 45V44H137ZM198 45V44H197ZM205 45V44H204ZM231 45V49H232V47H233V45L235 46V44H233L232 45V43L230 44ZM239 45H238V47H239ZM17 46V45H16ZM30 46V45H29ZM32 46V45H31ZM120 46V45H119ZM123 46V45H122ZM128 46V45H127ZM142 46V45H141ZM154 46V45H153ZM161 46V45H160ZM163 46V45H162ZM173 46H174V44H173ZM172 46V47H173ZM180 46V45H179ZM188 45L186 44V47H187ZM206 46V45H205ZM242 46V45H241ZM240 46V47H241ZM20 47V46H19ZM121 47V46H120ZM183 47V46H182ZM181 47V48H182ZM185 47V46H184ZM185 47V48H186ZM196 47V46H195ZM203 47V46H202ZM237 47V46H236ZM243 47L246 49L247 48V46H245V45H243L242 46V48L241 49H243ZM10 44L9 45H5V47L3 48V51L2 52H5V55H3V58L5 59H7V57L9 56L8 55V52H9V50H10ZM74 48V47H73ZM92 48H94V47H92ZM106 48V47H105ZM104 48V49H105ZM108 48H109V46H108ZM111 48V47H110ZM114 48H116V47H114ZM129 48V47H128ZM153 48V47H152ZM155 48H156V46H155ZM161 48V47H160ZM192 48V47H191ZM249 48H248V51H250L249 50ZM47 49V48H46ZM95 49H96V47H95ZM98 49L99 48H97V51H98ZM118 49V48H117ZM116 49V50H117ZM121 49V48H120ZM132 49V48H131ZM137 49V48H136ZM140 49V48H139ZM141 49H142V47H141ZM201 49V48H200ZM217 49V48H216ZM231 49H229V48H227L226 49V51L227 50H231ZM239 49V48H238ZM244 49V51H247V50H245ZM256 49V50H255ZM20 50V49H19ZM24 50V49H23ZM89 50V49H88ZM113 50V49H112ZM128 50V49H127ZM163 50V49H162ZM166 50V49H165ZM183 50H184V48H183ZM182 50V51H183ZM22 51V50H21ZM96 51V52H97ZM118 51V50H117ZM124 51V50H123ZM135 51V50H134ZM144 51V50H143ZM157 51V50H156ZM155 51V52H156ZM158 51H160L159 49H158ZM176 51H178L177 53H179V54H181V52H179V50H177L176 49ZM175 51V52H176ZM185 51V50H184ZM183 51V52H184ZM186 51H187V49H186ZM188 51H190V48H188ZM220 51V50H219ZM219 51H216V52H219ZM224 51V50H223ZM232 51H237V50H232ZM240 51H242V50H240ZM240 51H239V55L241 54L240 53ZM244 51L242 52V53H244ZM247 51V52H248ZM26 52H27V50H26ZM100 52H101V50H100ZM122 52V51H121ZM129 52V51H128ZM138 52V51H137ZM151 52V51H150ZM183 52H182V55H183ZM204 52V51H203ZM208 52V51H207ZM228 52H230V51H228ZM131 53V52H130ZM135 53V52H134ZM139 53V52H138ZM141 53V52H140ZM166 53H167V51H166ZM165 53V54H166ZM177 53H175V54H177ZM186 53V52H185ZM188 53V52H187ZM186 53V54H187ZM198 52H196V54H197ZM221 53L223 54V52H222V50H221ZM224 53H225V51H224ZM231 53V52H230ZM230 53H228L229 55H230ZM238 52H235V55L237 54ZM50 54V53H49ZM101 54V53H100ZM99 54V55H100ZM107 54H109V53H107ZM114 54V53H113ZM137 54V53H136ZM153 54V53H152ZM164 54V55H165ZM168 54H169V52H168ZM195 54V53H194ZM226 54V53H225ZM232 55L234 54V53H231ZM72 55V54H71ZM123 55V54H122ZM131 55V54H130ZM133 55V54H132ZM170 55V54H169ZM190 55H191V53H190ZM198 55V54H197ZM204 55V54H203ZM202 55V56H203ZM249 55H250V52H249ZM25 56V55H24ZM96 57H97V55H95ZM114 56V55H113ZM112 56V57H113ZM144 56V55H143ZM168 55H166V57H167ZM172 56H174V55H172ZM178 56V55H177ZM176 56V57H177ZM185 56V55H184ZM207 56V55H206ZM228 56V55H227ZM234 56V55H233ZM10 57V56H9ZM9 57H8V59L7 60H9ZM102 57V56H101ZM107 57V56H106ZM105 57V58H106ZM127 57H128V55H127ZM135 57V56H134ZM155 57V56H154ZM157 57V56H156ZM162 57H163V55H162ZM179 57V56H178ZM182 57V56H181ZM181 57L179 58V59H181ZM191 57V56H190ZM198 57H200V56H198ZM197 57V58H198ZM14 58V57H13ZM13 58L11 59V60H13ZM29 58V57H28ZM75 58V57H74ZM93 58H95V57H93ZM93 58H91V59H93ZM104 58V59H105ZM126 58V57H125ZM124 58V59H125ZM132 58V57H131ZM140 58H142V57H140ZM158 58V57H157ZM156 58V59H157ZM164 59H165V61H169L167 58H165V56L163 57ZM174 58V57H173ZM187 57H185L184 59H186ZM192 58V57H191ZM223 58H225V55H224V57ZM233 58H235V57H233ZM101 59V58H100ZM107 59V58H106ZM112 59V58H111ZM130 59V58H129ZM163 59V60H164ZM179 59H177V60H179ZM182 59H183V57H182ZM188 59H189V57H188ZM199 59V58H198ZM197 59V60H198ZM202 59V58H201ZM7 60H5V62L3 61V65L0 63V84H2V85H4V82L6 83V84H9V85H11V84H16V82L14 81L15 80V78H17L18 76V74L15 76V72H13L12 71V69H11V67L10 66H8L7 65ZM80 60V59H79ZM83 60V59H82ZM94 60V59H93ZM102 60V59H101ZM196 60V59H195ZM194 60V61H195ZM197 60H196V62H197ZM223 60V59H222ZM221 60V62H223ZM226 60V59H225ZM234 61H235V59H233ZM112 61H114V60H112ZM126 61V60H125ZM147 61V60H146ZM171 61V60H170ZM172 61H173V59H172ZM220 61V60H219ZM230 63H233L232 62V57H231V59H230ZM244 61V60H243ZM123 62V61H122ZM134 62V61H133ZM140 62V61H139ZM162 62V61H161ZM205 62V61H204ZM226 62V61H225ZM225 62H224V64H225ZM242 62V61H241ZM239 63V61H235L234 63H238V64H235V66L236 65H240L241 64V66L242 65H244V63L242 62V63ZM111 63V62H110ZM129 63V65H131L130 63H132V62H128ZM127 63V64H128ZM198 63V62H197ZM233 63V64H234ZM102 64V63H101ZM112 64V63H111ZM121 64V63H120ZM149 64V63H148ZM147 64V65H148ZM173 64V63H172ZM193 64V63H192ZM199 64V63H198ZM206 64V63H205ZM211 64H212V62H211ZM220 64V63H219ZM228 64H229V62H228ZM80 65V64H79ZM132 65H133V63H132ZM132 65H131V68H132ZM140 65V64H139ZM138 65V66H139ZM143 65V64H142ZM170 65V64H169ZM215 65V64H214ZM215 65V66H216ZM29 66V65H28ZM86 66V65H85ZM172 66V65H171ZM182 66V65H181ZM207 66V65H206ZM214 66V67H215ZM237 66V67H238ZM240 66V67H241ZM101 67V66H100ZM111 67V66H110ZM115 67V66H114ZM121 67H123V66H121ZM140 67V66H139ZM142 67V66H141ZM145 67V66H144ZM164 67V66H163ZM184 67V66H183ZM186 67V66H185ZM205 67V66H204ZM209 67V66H208ZM213 67V66H212ZM221 67V66H220ZM255 67H253V68H255ZM113 68V67H112ZM168 68V67H167ZM203 68V67H202ZM216 68V67H215ZM242 68V67H241ZM253 68H249V71L250 70H252ZM82 69V68H81ZM130 69V68H129ZM133 69H134V66H133ZM137 69V68H136ZM145 69V68H144ZM170 69V68H169ZM168 69V70H169ZM174 69V68H173ZM205 70H206V67L204 68ZM207 69H209V68H207ZM222 69V68H221ZM228 69V68H227ZM243 69V68H242ZM83 70H84V68H83ZM107 70V69H106ZM113 70V69H112ZM131 70V69H130ZM138 70V69H137ZM159 70V69H158ZM179 70V69H178ZM214 70V69H213ZM217 70V72H213L212 70V72L213 73H215L214 75H217L216 73H218V69H216ZM223 70H225V69H223ZM231 70V69H230ZM254 70V69H253ZM87 71H89V70H87ZM86 71V72H87ZM99 71V70H98ZM132 71V70H131ZM130 71V72H131ZM135 71V70H134ZM141 71H143V69H141ZM141 71H139V72H141ZM145 71V70H144ZM149 71V70H148ZM175 71V70H174ZM176 71H177V69H176ZM180 71V70H179ZM178 71V72H179ZM209 70H207V72H208ZM226 71V70H225ZM224 71V72H225ZM232 71V70H231ZM235 71H237V73H239L238 71L239 70H235ZM234 71V72H235ZM83 72V71H82ZM85 72V71H84ZM105 72V71H104ZM109 72V71H108ZM107 72V73H108ZM124 72V71H123ZM152 72V71H151ZM150 72V73H151ZM158 72V71H157ZM177 72V73H178ZM181 72V71H180ZM179 72V73H180ZM193 72V71H192ZM206 72V73H207ZM211 72V73H212ZM67 73V72H66ZM72 73V72H71ZM115 73V72H114ZM120 73V72H119ZM122 73V72H121ZM120 73V74H121ZM134 73V72H133ZM188 73V72H187ZM205 73V74H206ZM209 73H210V71H209ZM210 73V74H211ZM212 73V74H213ZM222 73H223V71H222ZM251 73V72H250ZM79 74V73H78ZM83 74V73H82ZM85 74V73H84ZM100 74V73H99ZM145 74V73H144ZM143 74V75H144ZM160 74V73H159ZM180 74H182V73H180ZM188 74H190V73H188ZM219 74V73H218ZM242 74V73H241ZM244 74V73H243ZM242 74V77H244L245 75H243ZM107 75V74H106ZM114 75V74H113ZM137 75V74H136ZM142 75V74H141ZM147 74H145V76H146ZM149 75V74H148ZM163 75V74H162ZM212 76L213 78L215 77V79L217 80V78H216V76ZM238 74H236V76H237ZM105 76V75H104ZM109 76V75H108ZM111 76V75H110ZM116 76V75H115ZM126 76H127V74H126ZM138 76V75H137ZM158 76V75H157ZM161 76V75H160ZM175 76V75H174ZM182 76V75H181ZM180 75L178 76V77H181ZM191 76V75H190ZM189 76V77H190ZM208 76V75H207ZM219 76V75H218ZM217 76V77H218ZM220 76H221V74H220ZM239 76H240V73H239ZM83 77V76H82ZM86 77V76H85ZM107 77V76H106ZM113 77V76H112ZM142 77V76H141ZM144 77V76H143ZM231 77H235V75L234 76H231ZM230 77V78H231ZM238 77V76H237ZM78 78V77H77ZM109 78H111V77H109ZM134 78V77H133ZM150 78V77H149ZM152 78V77H151ZM156 78V77H155ZM177 78V77H176ZM223 77H221L220 79H222ZM238 78H241V77H238ZM98 79V78H97ZM113 79V78H112ZM119 79V78H118ZM123 79V78H122ZM127 79H128V77H127ZM126 79V80H127ZM140 79V78H139ZM160 79V78H159ZM180 79V78H179ZM182 79V78H181ZM190 79V78H189ZM191 79H192V77H191ZM190 79V80H191ZM194 79H196V78H194ZM193 79V80H194ZM219 79V78H218ZM244 79H245V77H244ZM108 80V79H107ZM110 80V79H109ZM115 80V79H114ZM125 80V79H124ZM126 80H125V82H126ZM141 80V79H140ZM183 80H185V79H183ZM190 80H189V82H190ZM197 80H198V78H197ZM196 80V81H197ZM72 81H74V80H72ZM81 81V80H80ZM90 81V80H89ZM152 81V80H151ZM155 81V80H154ZM153 81V82H154ZM177 81H179L178 79H177ZM181 81V80H180ZM187 81V80H186ZM227 81V80H226ZM116 82V81H115ZM114 82V83H115ZM128 82V81H127ZM188 82V83H189ZM193 82H195V80L194 81H192V83H190V84H193ZM116 83H118V82H116ZM133 83V82H132ZM198 83V84H197ZM199 83H200V81L198 82H196V84L197 85H199ZM209 83H211V82H208V83H206V84H209ZM217 83H218V81H217ZM217 83H215V85L216 86H219V85H221V84H223V83H225V82H220L219 84H217ZM120 84V83H119ZM124 84V83H123ZM126 84V83H125ZM148 84V83H147ZM153 84V83H152ZM127 85H129V82H128V84ZM181 85H182V83H181ZM187 85V84H186ZM194 85V84H193ZM192 85V86H193ZM204 85V84H203ZM214 84L213 85H211V86H213L212 87V89H214V86H215ZM224 85V84H223ZM97 86V85H96ZM95 86V87H96ZM101 86V85H100ZM126 86V85H125ZM135 86V85H134ZM153 85H151V87H152ZM191 86V85H190ZM195 86V85H194ZM208 86V85H207ZM210 86V84H209V88L211 87ZM232 86V87H233ZM7 87V86H6ZM147 87V86H146ZM145 87V88H146ZM150 87V86H149ZM9 88H10V86H9ZM8 88V89H9ZM19 88V87H18ZM75 88H77V87H75ZM121 88V87H120ZM128 88V87H127ZM154 88V87H153ZM220 88V90H222V91H225L226 89V87L225 88H223V87H219ZM222 88V89H221ZM13 89V87H11L10 88V90H9V94H10V97H11V95H12V97H11V99L13 100V104H15V105H17L16 104V102H17V100L15 101V99L17 98L16 96H18V95H14V91L12 90ZM124 89H125V87H124ZM129 89V88H128ZM132 89V88H131ZM130 89V90H131ZM147 89V88H146ZM152 89V88H151ZM95 90V89H94ZM99 90V89H98ZM118 90V89H117ZM149 90V89H148ZM154 90V89H153ZM159 90V89H158ZM157 90V91H158ZM161 90V89H160ZM211 90V89H210ZM235 90H238V89H235ZM7 91V90H6ZM12 91V92H11ZM19 91H20V89H19ZM83 91V90H82ZM85 91V90H84ZM113 91V90H112ZM151 91V90H150ZM150 91H148V92H150ZM201 91V90H200ZM203 91V90H202ZM208 91V90H207ZM216 91V92H215ZM3 92V91H2ZM5 92V91H4ZM21 92V91H20ZM77 92V91H76ZM76 92H75V94H76ZM92 92V91H91ZM96 92V91H95ZM144 92V91H143ZM164 92V91H163ZM162 92V93H163ZM204 92H206V91H204ZM211 92V91H210ZM213 93L215 92V93H218L219 95H220V97H221V93H223V92H219V89H217L216 90V88H215V90L214 91H212ZM227 92V91H226ZM236 92H238V91H236ZM79 93V92H78ZM86 93V92H85ZM160 93V92H159ZM161 93V94H162ZM0 94H1V92H0ZM19 94V93H18ZM21 94V93H20ZM83 94V93H82ZM145 94V93H144ZM207 94H209L208 92H207ZM211 95H212V93H210ZM237 94V93H236ZM3 95V94H2ZM91 95V94H90ZM121 95V94H120ZM128 95V94H127ZM130 95H132V94H130ZM164 95V94H163ZM217 95V94H216ZM219 95L217 96V97H219ZM224 95V94H223ZM9 96V95H8ZM16 98H15V97ZM92 96V95H91ZM125 96V95H124ZM192 96L194 97V95L192 94ZM197 96H199V95H197ZM86 97V96H85ZM118 97V96H117ZM122 97H123V95H122ZM132 97V96H131ZM142 97V96H141ZM186 97V96H185ZM215 97V96H214ZM114 98V97H113ZM123 98H125V97H123ZM129 98V97H128ZM140 98V97H139ZM196 99H197V97H195ZM222 98V97H221ZM224 98V97H223ZM227 98V97H226ZM225 98V99H226ZM3 99V98H2ZM127 99V98H126ZM130 99V98H129ZM195 99V100H196ZM216 99V98H215ZM224 99V100H225ZM239 99V98H238ZM96 100V99H95ZM135 100V99H134ZM178 100H180V99H178ZM184 100H186V99H184ZM204 100V99H203ZM219 100V99H218ZM237 100V99H236ZM235 100V101H236ZM240 100V99H239ZM238 100V101H239ZM9 101V100H8ZM125 101V100H124ZM123 101V102H124ZM149 101V100H148ZM193 101V100H192ZM206 101V100H205ZM119 102H120V100H119ZM127 102H128V100H127ZM147 102V101H146ZM222 102V101H221ZM96 103V102H95ZM141 103V102H140ZM207 103V102H206ZM227 103V102H226ZM129 104V103H128ZM127 104V105H128ZM142 104H143V102H142ZM187 104V103H186ZM198 104V103H197ZM208 104V103H207ZM220 104V103H219ZM14 105V106H15ZM21 105V104H20ZM141 105V104H140ZM157 105V104H156ZM155 105V106H156ZM196 105V104H195ZM209 105V104H208ZM224 105V104H223ZM226 105V104H225ZM228 105V104H227ZM226 105V106H227ZM19 106V105H18ZM23 106V105H22ZM77 106V105H76ZM149 106V105H148ZM151 106V105H150ZM166 105H164L163 107H165ZM173 106V105H172ZM175 106V105H174ZM199 106V105H198ZM206 106V105H205ZM210 106V105H209ZM222 105H220L219 106V108L221 107ZM225 106V108H223V109H227V107H228V109H229V112H230V110H232L231 108H230V106L228 105L227 107ZM239 107L238 108H240V105H238ZM242 106V105H241ZM17 107V106H16ZM82 107V106H81ZM123 107V106H122ZM167 107V106H166ZM197 107V106H196ZM215 107V106H214ZM232 107V106H231ZM14 108V107H13ZM27 108V107H26ZM101 108V107H100ZM181 108V107H180ZM203 108V107H202ZM236 108V107H235ZM21 109L23 110V108L21 107ZM153 109V108H152ZM155 109V108H154ZM222 109V110H223ZM11 110V109H10ZM17 110H19V109H17ZM146 110V109H145ZM148 110V109H147ZM156 110V109H155ZM202 110V109H201ZM204 110V109H203ZM214 110V109H213ZM15 111V110H14ZM26 113H27V111L26 110H24ZM29 111V110H28ZM48 111V110H47ZM89 111V110H88ZM141 111V110H140ZM151 111V110H150ZM180 111V110H179ZM216 111V110H215ZM228 111V110H227ZM240 111V110H239ZM11 112V111H10ZM25 112H21V111H18V112H16V113H18V114H16V117L18 118V120L17 121H19V119L20 120H22V124L24 123V122H26L27 120L28 121H30L29 122V124H27L26 126L29 128V130H30V133H28V131H27V133L28 134H26L25 132H20V133H18V131L17 132H15V129H14V132H12V133H10L9 134V132H5L4 131V125L9 121L10 122V119H11V117H6V116H1L0 115V158L3 156L4 157V159L3 160H1L0 159V178H1V180H4L5 182H6V184L8 185H10V184H12L11 182L12 181H14L13 179H15L14 178V176H17L16 177V180H17V178H18V181H20V179H24V178H26V177H31L32 176V173H34V175H35V173L36 172H42V174H41V177L43 176V174L44 173H47L45 170H44V166L45 165H47V164H49V162L51 161V163L52 162H56L57 161V163H55V164H59V160H58V158H55L54 156H53V154L52 155H50L51 153H49L50 151H49V146H46L47 144H46V141L45 140H42L41 139V137H38V133H37V130H38V126H35L36 125V123L37 124H39L40 123V121H41V117H39V115L38 116H36V117H33L34 118V121H31V120H29V114H26ZM31 112V111H30ZM75 112V111H74ZM155 112V111H154ZM202 112H204V111H202ZM222 112V111H221ZM225 112V111H224ZM228 112V113H229ZM234 112V111H233ZM232 112V113H233ZM119 113V112H118ZM146 113V112H145ZM150 113V112H149ZM158 113V112H157ZM165 113V112H164ZM182 113V112H181ZM228 113H226V114H228ZM239 113V112H238ZM32 114V116H33V112L31 113ZM51 114V113H50ZM133 114V113H132ZM143 114V113H142ZM163 114V113H162ZM178 114V113H177ZM206 114H207V112H206ZM209 114V113H208ZM225 114V115H226ZM27 115V116H26ZM145 115V114H144ZM186 115V114H185ZM218 115V114H217ZM237 115V114H236ZM240 115V114H239ZM32 116H30V118H32ZM133 116V115H132ZM182 117H183V115H181ZM229 116V115H228ZM124 117V116H123ZM144 117V116H143ZM148 117V116H147ZM156 117V116H155ZM192 117H194L193 115H192ZM231 118L233 117V114H231V116H230ZM15 118V117H14ZM137 118V117H136ZM139 118V117H138ZM160 118V117H159ZM235 119L237 118L236 116L234 117ZM16 119V118H15ZM142 119V118H141ZM229 119V118H228ZM153 120V119H152ZM181 120V119H180ZM195 120V119H194ZM196 120H199V119H196ZM230 120V119H229ZM175 121V120H174ZM178 121V120H177ZM215 121H217V120H215ZM240 121V120H239ZM36 122V123H35ZM135 122V121H134ZM160 122V121H159ZM171 122V121H170ZM226 122V121H225ZM234 122V121H233ZM236 122H238V120H236ZM245 122V121H244ZM12 123V122H11ZM19 123V122H18ZM34 123H35V125H34ZM145 123V122H144ZM241 123H243V122H241ZM145 124H147V123H145ZM144 124V125H145ZM173 124V123H172ZM171 124V125H172ZM227 124V123H226ZM137 125V124H136ZM151 125V124H150ZM149 125V126H150ZM166 125V124H165ZM229 125V124H228ZM52 126V125H51ZM162 126V125H161ZM181 126V125H180ZM201 126V125H200ZM227 126V125H226ZM230 126H231V123H230ZM232 126H234V125H232ZM35 127H37V129H35ZM66 127V126H65ZM165 127V126H164ZM183 127V126H182ZM215 127V126H214ZM228 127V126H227ZM139 128V127H138ZM151 128V127H150ZM233 128V127H232ZM164 129V128H163ZM171 129V128H170ZM36 130V131H35ZM44 130V129H43ZM146 130V129H145ZM151 130V129H150ZM173 130V129H172ZM213 130V129H212ZM216 130V129H215ZM146 131H148V130H146ZM218 131V130H217ZM228 131V130H227ZM226 131V132H227ZM149 132V131H148ZM156 132V131H155ZM171 132V131H170ZM176 132V131H175ZM216 132V131H215ZM229 132V131H228ZM227 132V133H228ZM46 133V132H45ZM151 133V132H150ZM214 133V132H213ZM43 134V133H42ZM73 134V133H72ZM153 134V133H152ZM157 134V133H156ZM161 134H162V132H161ZM187 134V133H186ZM209 135V134H208ZM4 136H7V137H4ZM2 137H4V138H2ZM9 137V138H8ZM77 137V136H76ZM81 137V136H80ZM232 137V136H231ZM49 138V137H48ZM47 138V139H48ZM84 138V137H83ZM87 138V137H86ZM154 138V137H153ZM177 138V137H176ZM76 139V138H75ZM80 139V138H79ZM36 140H38V143H36V144H34V141H36ZM163 140V139H162ZM161 140V141H162ZM45 141V142H44ZM82 141V140H81ZM80 140H77V142H76V145H83L84 143H82ZM87 141V140H86ZM179 141H180V139H179ZM212 141V140H211ZM227 141H226V143H227ZM17 142H24L25 143V145L26 146H34V145H36L37 147H36V151L38 150L39 151V149L41 150V149H44V152L42 153V152H37L38 154H36V152H34V153H32L31 151H26V149H21V151H20V154L22 155L21 157H22V159L21 158H19V156H18V154L16 153V149H15V147L14 148H12L13 146L12 145H16V147H21V145H17L18 143ZM75 142V141H74ZM85 142V141H84ZM152 142V141H151ZM192 142V141H191ZM15 143H17V144H15ZM46 145H45V144ZM86 143V142H85ZM178 143V142H177ZM205 143V142H204ZM211 144V143H210ZM24 145V144H23ZM24 145V146H25ZM85 145V144H84ZM154 145V144H153ZM152 145V146H153ZM166 145V144H165ZM171 145V144H170ZM202 145V144H201ZM206 145V144H205ZM41 146H42V148H41ZM72 146V145H71ZM164 146V145H163ZM190 146V145H189ZM208 146V145H207ZM222 146V145H221ZM44 147V148H43ZM46 147H48V148H46ZM86 147V146H85ZM157 147V146H156ZM155 147V148H156ZM175 147V146H174ZM180 147H181V145H180ZM210 147H212L211 145H210ZM220 147V146H219ZM218 147V148H219ZM154 148V147H153ZM162 148H164V147H162ZM165 148H166V146H165ZM173 148V147H172ZM185 148V147H184ZM225 147H223V149H224ZM82 149H83V147H82ZM85 149V148H84ZM89 149H90V146H89ZM158 149V148H157ZM171 149V148H170ZM181 149V148H180ZM210 149V148H209ZM216 150H217V148H215ZM221 149V148H220ZM35 150V149H34ZM164 150V149H163ZM166 150V149H165ZM172 150V149H171ZM183 150V149H182ZM185 150V149H184ZM48 151V152H47ZM83 151V150H82ZM86 151V150H85ZM158 151V150H157ZM209 151H211L212 153H213V151L212 150H209ZM222 151V150H221ZM226 151V150H225ZM89 152V151H88ZM155 152V151H154ZM165 152V151H164ZM172 152V151H171ZM175 152V151H174ZM185 152H186V150H185ZM210 152V153H211ZM227 152V151H226ZM47 153H49V154H47ZM201 153V152H200ZM204 153V152H203ZM202 153V154H203ZM212 153H211V155H212ZM216 153V152H215ZM224 153V152H223ZM156 154V153H155ZM159 154V153H158ZM165 154V153H164ZM177 154V153H176ZM207 154V153H206ZM214 154V153H213ZM226 154V153H225ZM154 155V154H153ZM216 155H217V153H216ZM215 155V156H216ZM166 156V155H165ZM187 156V155H186ZM205 156H207V155H205ZM215 156H213V157H215ZM156 156L154 155V158H155ZM178 157V156H177ZM190 157V156H189ZM194 157V156H193ZM217 157V156H216ZM227 157V159L225 160V158ZM24 158L26 159V161L24 160ZM56 160H55V159ZM174 158H176V157H174ZM195 158V157H194ZM166 159V158H165ZM198 159V158H197ZM216 159V158H215ZM218 159V158H217ZM221 159V161H220V163H222V158H220ZM187 160V159H186ZM185 160V161H186ZM189 160V159H188ZM219 160V159H218ZM59 161V162H58ZM209 161V162H208ZM157 162V161H156ZM191 162V161H190ZM187 163V162H186ZM219 163V162H218ZM219 163V164H220ZM155 164V163H154ZM161 164V163H160ZM52 165V164H51ZM163 165V164H162ZM186 165V164H185ZM167 166V165H166ZM165 166V167H166ZM171 166V165H170ZM155 167V166H154ZM56 168V167H55ZM141 168V167H140ZM199 168V169H198ZM6 169H10L11 170V172L13 173L12 175L9 173V174H5V170ZM54 169V168H53ZM167 169V168H166ZM174 169V168H173ZM59 171V170H58ZM157 171V170H156ZM164 171V170H163ZM171 171V170H170ZM178 171H179V169H178ZM181 171V170H180ZM220 172V174H218L217 172ZM225 171V172H224ZM174 172H176V171H174ZM152 173V172H151ZM170 173V172H169ZM177 173V172H176ZM181 173V172H180ZM215 173H217L219 176H221V178H222V176L225 178H223V182H222V180H220L219 178L217 179V175L215 174ZM72 174H74V172L72 173ZM71 174V176H73ZM142 174V173H141ZM162 174V173H161ZM171 174V173H170ZM182 174V175H183ZM75 175V174H74ZM172 175V174H171ZM46 176H47V174H46ZM174 176H175V174H174ZM33 177V176H32ZM38 177V176H37ZM77 177H78V174H77ZM77 177L76 176H74L73 178L75 179H77ZM152 177V176H151ZM176 177V176H175ZM72 178V179H73ZM37 179V178H36ZM36 179L35 178H33V180H32V178L30 179V180H32V181H36ZM39 179V178H38ZM161 179V178H160ZM176 179V178H175ZM182 179V178H181ZM173 180V179H172ZM179 181H180V179H178ZM60 181V180H59ZM157 181V180H156ZM177 181V180H176ZM29 182V181H28ZM49 182V181H48ZM153 182V181H152ZM181 182V181H180ZM184 182V181H183ZM192 182V187H189L190 185H188V183H191ZM40 183V181L38 180V181H36V185H38ZM51 183V182H50ZM49 183V184H50ZM113 183V182H112ZM154 183V182H153ZM152 183V184H153ZM166 183V182H165ZM177 183V182H176ZM175 183V184H176ZM169 184V183H168ZM173 184V183H172ZM45 185V184H44ZM113 185V184H112ZM179 185V184H178ZM154 186V185H153ZM172 186V185H171ZM170 186V187H171ZM174 186V185H173ZM172 186V187H173ZM176 186V185H175ZM10 187V186H9ZM9 187H6L5 185H3L2 186V184L0 183V200H1V203H0V206L2 205V204H4V202H6L7 203V205H6V208H5V206L3 207V211L1 212V210H0V229H1V227H3V225H4V227H5V225L7 224H5V222H9L8 224H11L12 223V225H9L10 227H11V229H12V227L13 228H16V230H18V228H17V224L15 225V223L16 222H11V221H15V220H10L9 218H6V216H8V211H9V213H11L10 211H12V209H14V205H13V201H12V197H13V193L11 192V190L9 189ZM30 187H31V185H30V183H29V185L27 184L25 187H23L22 185H21V181H20V184H17L16 186H14V188L16 189V193L18 194V192L21 194V195H26L27 196V198H28V200L29 201H32V204H33V206H37V207H41L42 209H43V206H45L47 203L46 202H43L44 200H46V199H44L43 201H42V198L41 199H39L31 190L32 189H30ZM13 188V189H14ZM111 188V187H110ZM157 188H159V187H157ZM176 188H178V187H176ZM27 189V190H26ZM30 189V190H29ZM114 189V188H113ZM147 189V188H146ZM160 189V188H159ZM25 190V191H24ZM150 190V189H149ZM154 190V189H153ZM161 190V189H160ZM163 190V189H162ZM162 190H161V193H162ZM190 190H191V192H190ZM15 191V190H14ZM18 191V192H17ZM50 191V190H49ZM130 191V190H129ZM165 191H166V189H165ZM165 191H163L164 193H165ZM168 191V190H167ZM166 191V192H167ZM189 191V192H188ZM159 192V193H158ZM183 192V193H182ZM40 193V192H39ZM147 193V192H146ZM14 194H15V192H14ZM117 194V193H116ZM143 194H145V193H143ZM39 195V194H38ZM46 195V194H45ZM140 195H141V193H140ZM195 195H197L198 197H196ZM138 196V195H137ZM139 197V196H138ZM113 198V197H112ZM115 198V197H114ZM126 198V197H125ZM134 200H133V199ZM164 199H165V197H163ZM168 198V199H169ZM117 199V198H116ZM139 199V198H138ZM22 200V199H21ZM119 200V202H121V199L119 198L118 199ZM123 200V199H122ZM126 200V199H125ZM127 201V202H128ZM156 201V202H155ZM159 201L160 200H158V203H159ZM13 202V203H12ZM22 202V201H21ZM155 202V203H154ZM162 202V201H161ZM5 203V204H6ZM23 203V202H22ZM125 203V202H124ZM167 203V202H166ZM104 204H105V202H104ZM153 204L155 205L156 204V208L153 206ZM159 204H161V207H165V203L164 204H162V203H159ZM106 206H107V204H105ZM32 206V207H33ZM47 207V206H46ZM46 207L43 209V212L45 211V210H48V209H46ZM126 207V206H125ZM167 207V208H168ZM34 208H36V207H34ZM40 208V209H41ZM109 208V207H108ZM107 208V209H108ZM135 208V209H136ZM157 208V209H158ZM166 208V207H165ZM23 209V208H22ZM126 209V211H127V208H125ZM25 210V209H24ZM33 210V209H32ZM110 210V208L108 209V211ZM132 210H134V209H132ZM154 210V211H153ZM30 211V210H29ZM102 211V210H101ZM166 211V210H165ZM222 211H225L224 212V214L225 215H227V219H225L223 216H221L220 215V213H222ZM15 212V211H14ZM18 212V211H17ZM20 212H21V210H20ZM110 212H112L111 210H110ZM117 212V211H116ZM22 213H23V210H22ZM26 213H28V211L26 212ZM45 213V212H44ZM102 213V212H101ZM103 214V213H102ZM101 214V215H102ZM148 214V216H146ZM157 214L155 215V218H157L156 216H157ZM166 214V213H165ZM44 215H46V213L44 214ZM49 215V214H48ZM104 215V214H103ZM102 215V216H103ZM112 215V214H111ZM113 215H114V213H113ZM116 215V214H115ZM138 215V214H137ZM163 215V214H162ZM217 215V216H216ZM10 216V215H9ZM164 216V215H163ZM34 212L32 213V214H30V215H28V216H26V215H23L21 218L24 220V221H26L25 223H24V226H22V225H20V226H22V227H20L19 228V230L21 231L22 229H24V227L25 226H28L27 227V231H26V233L27 232H29V234H27V236L25 235V232L23 231H19L20 233L18 234V232H16V236H14L13 237V239L12 240H14L15 239V243L16 244H20V243H23V245H21V247L20 248H16V246L14 247V246H12V244L10 245V246H12V249L11 248H8V246H6L5 244V246H3V244H2V246L0 247V250H2V252H3V256H2V258H0V264H34V262H37L38 263V258H39V256H37L38 255V253L40 252V251H43L42 253H46L47 251H50L49 249L47 250L46 249V247H45V244L43 243V240L42 241H39V242H36L37 240H35V237H34V235H36V234H34L33 233V231H30V225L32 224L31 223V221L32 220H34ZM41 217H42V215H41ZM44 217V216H43ZM154 217V216H153ZM158 217H159V215H158ZM11 218H12V215H11ZM45 218V217H44ZM100 218H102V217H100ZM104 218V222H100L98 219V221L101 223V224H104V223H106V220H107V218L105 219V217H103ZM103 218L102 219H100V220H103ZM8 219L10 220V221H8ZM18 219V218H17ZM219 219H221V220H219ZM7 220V221H6ZM168 220V219H167ZM172 220V219H171ZM173 220L171 221V222H173ZM23 221V222H24ZM109 221V220H108ZM137 221H139L138 219H137ZM136 221V222H137ZM141 221V220H140ZM145 221H146V218H145ZM217 221H223V222H221L222 224V226L224 227L225 226V224L226 225H228V224H230V226H231V228H229V230H227L228 232H230V234L228 235V232L225 230L224 232L223 231H221L220 230V232L217 230V228H216V222ZM18 222V221H17ZM21 222V221H20ZM19 222V223H20ZM34 222V221H33ZM98 222V223H99ZM148 222V223H149ZM155 222V221H154ZM158 222H161V221H159L158 220ZM163 222V221H162ZM168 222V221H167ZM220 222H217V223H219L220 224ZM97 221L96 222H94V225L96 226L97 224ZM170 223V222H169ZM174 223V222H173ZM225 223V224H224ZM37 224H38V222H37ZM109 224V223H108ZM159 224H162V225H164L163 223H159ZM171 224V223H170ZM169 224V225H170ZM91 225V224H90ZM110 225V224H109ZM109 225H107V226H109ZM143 225V224H142ZM155 225V224H154ZM153 225V226H154ZM160 226V225H159ZM233 226V227H232ZM3 227V228H4ZM157 227H158V225H157ZM161 227H163V226H161ZM170 227V226H169ZM168 227V228H169ZM5 229V228H4ZM4 229H2V230H4ZM6 229H7V227H6ZM91 229H95L94 231H96V227L94 228V227H92V228H89V230H91ZM146 229H148V231H150V232H147V230ZM221 229V228H220ZM8 230H9V228H8ZM48 230V229H47ZM164 230V229H163ZM1 231V230H0ZM12 231H14V230H12ZM182 231V232H181ZM234 231V232H233ZM2 232V231H1ZM132 232H133V230H132ZM9 233V232H8ZM155 233V234H154ZM10 234V233H9ZM163 236V237H162ZM10 237V236H9ZM11 238V237H10ZM3 239V238H2ZM44 239V238H43ZM1 240V239H0ZM4 240H6V239H4ZM132 240V239H131ZM237 241L238 242H240V244L239 243H237ZM11 242V241H10ZM14 242V241H13ZM13 242H11V243H13ZM17 242H19V243H17ZM233 243V244H232ZM228 244H230V245H228ZM15 245V244H14ZM9 246V247H10ZM26 247V249H25V247ZM24 247V251L22 250V248ZM131 247V248H132ZM16 249V250H15ZM47 250V251H46ZM21 251H23V252H21ZM34 254H33V253ZM48 253V252H47ZM31 254H33V255H36L38 258L36 259L37 261H35V260H33V256H30V258L28 257L29 255H31ZM43 254V255H44ZM52 255V253H50V255L49 256H51ZM32 257V258H31ZM49 259H50V257H49ZM33 261V262H32ZM54 264L55 262L53 261V260H51L50 259V261H49V263H47V264ZM36 264V263H35ZM41 264V263H40ZM56 264V263H55Z\"/></svg>",
  "mask_w": 264,
  "mask_h": 264
}]
</instances>
